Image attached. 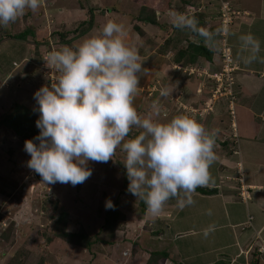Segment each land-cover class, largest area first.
<instances>
[{
  "label": "rangeland",
  "instance_id": "1",
  "mask_svg": "<svg viewBox=\"0 0 264 264\" xmlns=\"http://www.w3.org/2000/svg\"><path fill=\"white\" fill-rule=\"evenodd\" d=\"M242 4L233 0H41L37 11L26 10L14 23L0 27V264H147L150 253L168 250L165 242L153 234L151 224L157 225L159 220L153 217L151 221V214H141L139 199L127 191L129 180L122 163L126 154L120 147L107 163L89 162L92 175L84 183L46 184L27 167L31 157L24 151L23 141L1 122L19 105L36 111L34 93L58 75L45 61L53 50L75 47L85 38L99 35L108 21H115L124 25L125 43L136 50L144 69L133 101L137 112L142 118L151 116L160 122L187 115L202 124L207 132H215L217 158L209 168V182L217 183L221 177L225 184V172H221L224 156L218 152L226 148L223 143L227 142L224 151L227 157L239 144L229 134L231 124L237 122V112L243 119L239 109L236 112V104L247 110V105L253 102L257 115L264 111V91L253 100L247 95L243 97L240 86L236 85L239 79L235 74L238 70H234L236 59L243 60L248 70L264 68V18L257 17L261 1L251 5V0H245ZM143 8L148 11L145 14H159L158 20L167 29L140 22ZM90 9L97 12L95 25L84 35L86 27L82 25L91 19ZM169 10L197 21L208 16L204 29L211 35L226 19L225 28H228H222L225 36L217 44L223 47L225 43L230 49L231 69L227 68L219 49L212 62L200 58L192 65L185 59L177 63L179 52L196 40L191 31L173 27L167 15ZM25 31L33 32L35 37L28 36L26 41L14 38ZM246 35L254 38L258 50L243 46L241 37ZM163 88L170 91L167 97L160 95ZM154 101L160 105L158 114L152 110ZM229 109H235L233 117ZM140 131L133 128L128 138H134ZM236 155L240 156V152ZM256 160L264 164L263 155ZM237 165L239 176L235 180L240 184V198L247 203L251 190L244 184L243 164L239 161ZM227 170L237 174L232 168ZM107 199L127 217L115 238L99 234L92 251H88L55 237L56 221L64 214L68 233L79 232L83 227L97 235L111 210H106ZM193 201L179 208L177 215L181 220L176 226L188 231L195 229L200 238L208 239L203 231L211 228L210 222L203 220L202 224L196 220L204 217L218 220L224 211L216 209L218 213L212 218L208 203L213 200H204L203 206V200L193 198ZM171 204H175L173 199L164 209ZM162 214L165 219L167 213L162 211Z\"/></svg>",
  "mask_w": 264,
  "mask_h": 264
},
{
  "label": "clouds",
  "instance_id": "2",
  "mask_svg": "<svg viewBox=\"0 0 264 264\" xmlns=\"http://www.w3.org/2000/svg\"><path fill=\"white\" fill-rule=\"evenodd\" d=\"M40 6L41 0H0V27ZM167 15L173 27L187 29L206 42L212 40L196 19L175 10ZM222 28L221 23L219 41ZM125 36L124 25L110 20L99 35L49 54L46 65L58 75L34 93L38 105L35 110L39 112L36 127L40 131L25 141L24 151L31 157L27 167L43 182L76 186L92 175L89 162L107 163L120 147L126 154L122 163L129 180L127 191L143 200L148 213L156 217L170 199L176 198L181 209L191 205L196 189L209 184V168L217 158L216 133L207 132L187 115L167 122L141 117L133 101L144 69L136 50L125 43ZM241 40L245 48L258 50L251 35ZM217 46L221 55V45ZM169 94L168 88L161 89L162 97ZM235 109H229L231 117ZM152 110L159 113L158 101L153 102ZM236 124L230 128L233 137L237 135ZM133 128L141 131L128 138ZM105 207L114 210L115 205L107 199Z\"/></svg>",
  "mask_w": 264,
  "mask_h": 264
},
{
  "label": "crops",
  "instance_id": "3",
  "mask_svg": "<svg viewBox=\"0 0 264 264\" xmlns=\"http://www.w3.org/2000/svg\"><path fill=\"white\" fill-rule=\"evenodd\" d=\"M233 1H240L241 4L242 1L245 2V0ZM255 1L257 0H251V5H254ZM259 1H261V5L257 11V17L264 18V0ZM237 31L239 33L240 29L237 28ZM262 64L264 66V61ZM236 67L238 71L235 74L239 78L237 82L240 86V93L243 97L247 95V98L252 97L255 100L257 95L264 91V68L248 70L245 62L238 59H236ZM252 104L251 106L247 105V110L236 104L239 113L243 115L242 119L236 109L238 119L235 134H237L236 140L239 142L237 148H232L227 158L224 151L228 147V143L224 142L226 148L218 152L224 156L221 166L224 170L221 172H225V184H222L220 177L216 181L217 183L209 182L207 185L217 188V195L212 197L192 196L200 201L203 200L201 206L205 201L213 200L208 203V211L212 218L213 214L218 213L216 209L224 211L218 220L208 217L196 220L197 222L202 221V224L204 221H206L205 223L210 222L211 228L207 230L209 232L208 239L200 238L201 235L195 229L188 231L177 228L176 225L181 220L179 214L177 215L179 210L177 204L163 210L167 213L165 219L161 212L156 216V219L159 220L157 225L151 224V227L154 226L153 234L156 239L165 242L172 260L176 261L173 263L170 260L166 264H264V251L262 250L264 248V164L256 160L260 154L264 156V111L257 115ZM244 116L247 120H244ZM217 123L215 122V124ZM229 134H232L234 141L235 136L233 137L232 130L229 131ZM236 152H240V156H237ZM238 158L243 164L245 172L243 175L244 184L251 190L249 192L251 197L247 203L240 198L238 190L240 184L238 180H235L239 176L236 170L239 163ZM230 168L236 170L237 174L229 172L227 169ZM148 223L150 227L151 222Z\"/></svg>",
  "mask_w": 264,
  "mask_h": 264
},
{
  "label": "trees",
  "instance_id": "4",
  "mask_svg": "<svg viewBox=\"0 0 264 264\" xmlns=\"http://www.w3.org/2000/svg\"><path fill=\"white\" fill-rule=\"evenodd\" d=\"M146 10V8H143L142 11L144 14H142L140 22L161 30L167 29V27L162 26L161 22L158 20V18L160 17L159 14H145L146 12H148ZM113 11L116 12L115 10ZM90 12L91 19L89 21H85L84 25H82L83 27H86V29L83 31L84 35L90 32L95 25L97 12L95 9H90ZM206 18L209 19V17L206 16L198 20V24L200 27L204 28L206 26V22H204ZM217 33V30L213 31L212 40L210 42H206L203 37H199L198 35L192 33V36L195 38L196 43L190 42L189 46L186 49L181 50L178 54L176 62L181 63V61L185 59L188 61V63L192 65L195 64L200 58L212 62L215 53H217V41L220 40V36H218ZM28 36L35 37L33 32L25 31L24 33L15 36L14 38H16L17 41H26ZM214 49H216L215 52L213 51ZM237 83L238 82H236V85ZM38 118V111H33L29 108H26L25 106L19 105L16 106V108L10 115L4 117V120L1 122V124H3L6 128L12 130L16 134V136L20 138L21 141H23V143L25 144L26 140L33 139L34 137L39 135V130L36 128V121ZM217 193V188L211 186H203L198 187L193 193V195L202 197H212L217 195ZM168 202H170V200ZM173 203L175 204H171V206L177 204L176 198H173ZM138 205L141 214H150L148 213L147 205L144 203L143 200L139 199ZM126 218V215L122 214L118 210L117 206H115L114 210L111 209L109 211L108 215L104 220V224L98 231V234L92 235L90 231L86 230L83 227L79 230V232L68 233L66 231L68 224L67 216L64 214L61 218L58 219V221H56V225L58 227L55 232V237L65 241L70 245L80 246L83 247V249L85 250L92 251L93 246L99 239V234L109 238H115L117 233L121 231L122 223L127 220ZM4 238L8 239L5 235ZM170 260H172V256L167 250L152 252L149 254L147 264H166V262ZM172 261L173 263L176 262L175 260Z\"/></svg>",
  "mask_w": 264,
  "mask_h": 264
},
{
  "label": "built area",
  "instance_id": "5",
  "mask_svg": "<svg viewBox=\"0 0 264 264\" xmlns=\"http://www.w3.org/2000/svg\"><path fill=\"white\" fill-rule=\"evenodd\" d=\"M224 5H225V3H224ZM226 11H227V8H226ZM224 13L225 12H223V14ZM226 25H227V21H226V19H224L223 22H222V26H223L224 29L228 28V27L225 28ZM222 36L224 37L225 36V33L222 34ZM221 49H222L221 55L223 53V58L225 59V62L227 63L226 64L227 65V68L228 69H231V67H232V63H231L232 62V55L231 54L232 53H231L230 49L228 47H226V44L225 43H224V45H223V47ZM234 70H236V69H234Z\"/></svg>",
  "mask_w": 264,
  "mask_h": 264
}]
</instances>
